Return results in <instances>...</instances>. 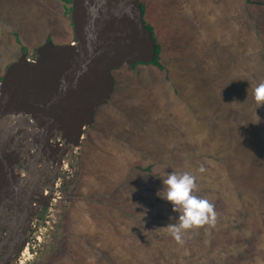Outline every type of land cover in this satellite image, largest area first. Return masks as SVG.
Listing matches in <instances>:
<instances>
[{"label":"rangeland","instance_id":"374dc122","mask_svg":"<svg viewBox=\"0 0 264 264\" xmlns=\"http://www.w3.org/2000/svg\"><path fill=\"white\" fill-rule=\"evenodd\" d=\"M140 2L162 69L112 73L27 264H264V0ZM48 41L74 42L59 0H0V81ZM171 172L194 176L215 213L182 242L166 228L181 214L163 199Z\"/></svg>","mask_w":264,"mask_h":264},{"label":"water","instance_id":"95a60500","mask_svg":"<svg viewBox=\"0 0 264 264\" xmlns=\"http://www.w3.org/2000/svg\"><path fill=\"white\" fill-rule=\"evenodd\" d=\"M70 10L74 42L56 46L48 41L35 60L22 54L0 81V264H10L23 246L37 186L14 175L19 161L14 136L32 132L41 143L33 162L55 133L65 139L63 152L76 147L75 132L93 126L96 111L113 95L112 73L149 65L156 55L140 0H70Z\"/></svg>","mask_w":264,"mask_h":264},{"label":"built area","instance_id":"2783aa9c","mask_svg":"<svg viewBox=\"0 0 264 264\" xmlns=\"http://www.w3.org/2000/svg\"><path fill=\"white\" fill-rule=\"evenodd\" d=\"M29 125L31 129L35 128V123L30 121ZM55 134L49 139L46 152L40 155L36 162L32 161L34 157L38 156L37 151L33 153L36 149V145H34V143L27 144L28 137L34 138L33 133L27 132V134L24 135L21 133L15 137L14 143L19 155V161L15 169V176L21 180L27 178L29 180L33 179L37 186L33 192L32 201L28 206L30 219H28L26 223L23 246L17 254V257L10 264H27L31 260L32 255L27 251H29L30 242L33 241L34 235H32L31 238L30 235L35 230L37 216L43 212L42 203L49 198L47 209H50L52 202L55 201V199L60 198L57 190L61 184L62 174H64L67 168L66 161L70 154V149H75V147L67 148V150L63 152L65 139L63 138L62 140L64 142L61 143L59 140L55 139ZM22 136L24 138L21 141L20 137ZM7 214H9L10 217L13 215V213L10 212H7ZM5 235L8 236V233L5 232L3 237Z\"/></svg>","mask_w":264,"mask_h":264},{"label":"clouds","instance_id":"9594fccd","mask_svg":"<svg viewBox=\"0 0 264 264\" xmlns=\"http://www.w3.org/2000/svg\"><path fill=\"white\" fill-rule=\"evenodd\" d=\"M254 99L258 107L264 104V82L254 89ZM194 181V176L188 172H171L162 181L166 186L163 199L173 206L174 211L181 213L177 223L166 226L177 242H182L181 236L185 230L211 223L215 218L213 206L206 199L192 194L195 189Z\"/></svg>","mask_w":264,"mask_h":264},{"label":"trees","instance_id":"16d2710c","mask_svg":"<svg viewBox=\"0 0 264 264\" xmlns=\"http://www.w3.org/2000/svg\"><path fill=\"white\" fill-rule=\"evenodd\" d=\"M62 4H63V7L66 11V14L70 15L71 13V10H70V0H59ZM141 9H142V12L144 14V17H145V9L144 7L141 5ZM147 28L149 30V32L151 33L152 37H153V40L155 41L156 43V55H155V58L153 60V62L149 65H146V66H151L153 68H156L158 70H161V66H160V51H161V47L160 45L158 44L157 40H156V37H155V34H154V29L149 26L147 24ZM17 44H20L18 40H16ZM138 65H143V64H137V65H134L132 66V69H136ZM178 97H180V94H178Z\"/></svg>","mask_w":264,"mask_h":264},{"label":"bare ground","instance_id":"6f19581e","mask_svg":"<svg viewBox=\"0 0 264 264\" xmlns=\"http://www.w3.org/2000/svg\"><path fill=\"white\" fill-rule=\"evenodd\" d=\"M234 38V37H233ZM74 46V45H73ZM30 119V118H29ZM86 130V128H84V129H79V130H77L76 132H75V137L77 138V139H84V135H83V133H84V131ZM25 134H27V133H25ZM24 135V134H23ZM17 135H15L14 137H16ZM23 136L22 137H20V140L22 141L23 140ZM28 139V141H27V144H31V143H34V145H36L35 147H36V149H35V151L33 152V153H35L36 151H37V153L39 154V151H40V148H41V143H37L36 141H35V138H30V137H28L27 138ZM55 139L56 140H59L61 143H63L64 141L62 140L63 139V137L59 134V133H56L55 134ZM83 141V140H82ZM26 143V142H25ZM26 144V145H27ZM174 147V146H173ZM66 168V167H65ZM14 175H15V172H14ZM5 216L6 217H9V214H6L5 213Z\"/></svg>","mask_w":264,"mask_h":264}]
</instances>
